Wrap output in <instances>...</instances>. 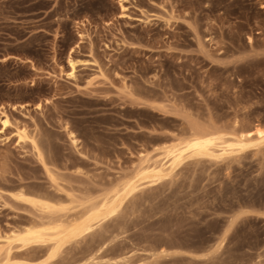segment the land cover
<instances>
[{
  "label": "rangeland",
  "instance_id": "obj_1",
  "mask_svg": "<svg viewBox=\"0 0 264 264\" xmlns=\"http://www.w3.org/2000/svg\"><path fill=\"white\" fill-rule=\"evenodd\" d=\"M0 111V262L85 264L106 243L121 264H264V0H0ZM194 131L251 146L126 195ZM115 191L119 213L53 257L43 224Z\"/></svg>",
  "mask_w": 264,
  "mask_h": 264
},
{
  "label": "bare ground",
  "instance_id": "obj_2",
  "mask_svg": "<svg viewBox=\"0 0 264 264\" xmlns=\"http://www.w3.org/2000/svg\"><path fill=\"white\" fill-rule=\"evenodd\" d=\"M69 64L72 67V71L67 75H69V77H73L74 76L73 70L75 63L72 60H70ZM0 117L4 118L3 120H1L3 128H7L9 126V121L7 119L6 113L4 111H0ZM69 135L73 143H75L76 140L73 138V133L70 132ZM192 135H193L192 137L188 138L181 144L167 147L163 155L160 156L161 158L155 160L151 164H150L151 159L144 155L142 157L143 165L140 166L138 169L137 180L132 183H127L123 187L124 190H126L125 191L126 195H129L132 192H134L138 188L137 183L140 181L146 180L148 181V183H155L157 181H160L163 177L167 175L166 174L167 170H172V169L174 170V168L180 165L184 157L189 153L208 155L210 157L211 156L214 157L213 152L216 147H220L223 150V153L226 154L241 153L245 151V149L251 146L250 142L252 141V133L239 134L238 137H236L235 139L229 142L223 140L222 137L215 135L213 136L206 135V134L203 135L202 133L197 131H194V134ZM256 136L258 140L264 141L263 131H257ZM17 137L19 139V142L23 141V139L25 138L21 133H17ZM167 164H169L168 168L166 167ZM123 198L124 197H122L119 194V191H115L113 198L111 199H109V197L108 199L105 198V201L100 205L97 204V207L96 205H94L95 207H93V209H91L90 212L88 211L89 212L88 216H86V218L80 222H76L77 220L74 219L75 221L73 222L75 223L71 222L72 224H66L61 219H57V218L56 220H54L55 218L48 220L47 224H43V226H46L44 227V229L51 231L53 235H56L57 238V244L52 249L51 255L55 257L63 245L70 243L75 239L77 240V238L79 237L85 236L95 228V225L98 224L99 227L100 222L114 216L117 212L119 213V210H121L119 208L121 206V202ZM34 205L36 207L37 206L40 207V209H42L43 211L45 210L47 212L53 213L52 212L54 210L53 207H51L47 203L34 202ZM39 234H41V231H37L34 228H30L26 231V235H27L26 239L31 242L34 240L32 238L36 237ZM105 247H106V243L103 244L96 251H94L93 248H91L92 251H90V256L88 257L85 264H121L122 262L125 261L126 259L125 257L119 260H104L101 254ZM164 253H165L164 251L161 252V254ZM4 261L6 262L4 264H12L9 262L10 257L6 258ZM4 261H1L0 264H2Z\"/></svg>",
  "mask_w": 264,
  "mask_h": 264
},
{
  "label": "snow or ice",
  "instance_id": "obj_3",
  "mask_svg": "<svg viewBox=\"0 0 264 264\" xmlns=\"http://www.w3.org/2000/svg\"><path fill=\"white\" fill-rule=\"evenodd\" d=\"M246 213H241V215H245Z\"/></svg>",
  "mask_w": 264,
  "mask_h": 264
}]
</instances>
